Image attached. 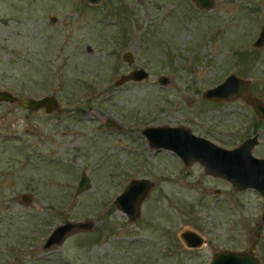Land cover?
Instances as JSON below:
<instances>
[{
  "label": "rangeland",
  "instance_id": "obj_1",
  "mask_svg": "<svg viewBox=\"0 0 264 264\" xmlns=\"http://www.w3.org/2000/svg\"><path fill=\"white\" fill-rule=\"evenodd\" d=\"M263 25L264 0L210 10L193 0H0V90L19 97L0 103V264H209L253 243L264 264L263 196L143 134L184 126L227 149L257 136L253 154L264 158L253 106L203 97L234 74L264 102V46L254 45ZM131 51L134 63L124 60ZM138 68L147 79L116 83ZM46 95L61 110L22 105ZM83 171L92 184L77 194ZM142 178L153 185L131 220L115 199ZM84 220L94 228L45 248L58 226ZM186 229L206 243L189 248Z\"/></svg>",
  "mask_w": 264,
  "mask_h": 264
},
{
  "label": "water",
  "instance_id": "obj_2",
  "mask_svg": "<svg viewBox=\"0 0 264 264\" xmlns=\"http://www.w3.org/2000/svg\"><path fill=\"white\" fill-rule=\"evenodd\" d=\"M91 5H100L106 0H85ZM202 10H210L215 5V0H193ZM52 21H57L56 17ZM256 47L264 46V25L254 42ZM124 60L134 63L133 52H128ZM149 76L145 69H134L127 75H122L116 82L123 84L128 81H143ZM161 84L168 83V78L163 76ZM248 82L232 74L216 87L206 90L203 97L208 100L219 101L222 99L244 98L250 103L256 114L264 119V103L248 94ZM19 97L8 90H0V103H18ZM22 105L32 111L45 108L49 114L61 110L56 96L29 98L22 101ZM107 127L113 123L108 121ZM151 147L156 150L166 149L175 152L186 165L201 163L206 172L226 179L232 183L237 191L254 189L264 198V158L254 156L253 150L258 144V137L254 136L244 141L234 149L221 147L212 141L198 136L190 128L184 126H150L143 130ZM91 178L85 171L82 172L77 187V194L91 187ZM152 182L148 178L134 179L128 183L124 191L116 198L115 204L125 212L131 220H136L141 214V204L148 196ZM23 201L30 204L29 195L23 196ZM262 220L264 222V209ZM92 220L70 221L58 226L49 236L45 248L61 244L71 233L79 230H92ZM181 239L189 248L202 247L206 241L197 232L186 229L180 234ZM211 264H260L256 257V244L253 243L249 251L219 250L214 254Z\"/></svg>",
  "mask_w": 264,
  "mask_h": 264
},
{
  "label": "flooded vegetation",
  "instance_id": "obj_3",
  "mask_svg": "<svg viewBox=\"0 0 264 264\" xmlns=\"http://www.w3.org/2000/svg\"><path fill=\"white\" fill-rule=\"evenodd\" d=\"M255 98V97H254ZM257 99V98H256ZM247 102V101H246ZM264 103V102H263ZM250 104V103H249ZM254 109V108H253ZM168 126H170V125H168ZM205 239V238H204ZM205 241H206V239H205ZM214 257V256H213ZM213 257H212V259H213ZM212 259H211V261H210V263L209 264H211V262H212Z\"/></svg>",
  "mask_w": 264,
  "mask_h": 264
}]
</instances>
